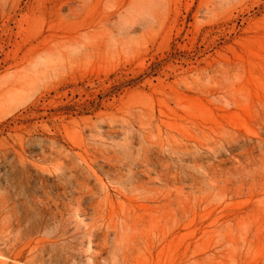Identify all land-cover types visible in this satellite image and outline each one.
<instances>
[{
	"label": "rangeland",
	"instance_id": "obj_1",
	"mask_svg": "<svg viewBox=\"0 0 264 264\" xmlns=\"http://www.w3.org/2000/svg\"><path fill=\"white\" fill-rule=\"evenodd\" d=\"M0 264H264V0H0Z\"/></svg>",
	"mask_w": 264,
	"mask_h": 264
},
{
	"label": "bare ground",
	"instance_id": "obj_2",
	"mask_svg": "<svg viewBox=\"0 0 264 264\" xmlns=\"http://www.w3.org/2000/svg\"><path fill=\"white\" fill-rule=\"evenodd\" d=\"M246 149H244V150H246ZM247 155H249V153ZM235 169L237 171H246L248 168H247V164H244V162H239V165L235 166Z\"/></svg>",
	"mask_w": 264,
	"mask_h": 264
},
{
	"label": "trees",
	"instance_id": "obj_3",
	"mask_svg": "<svg viewBox=\"0 0 264 264\" xmlns=\"http://www.w3.org/2000/svg\"><path fill=\"white\" fill-rule=\"evenodd\" d=\"M142 78V75L140 77H138L137 79H141ZM137 79H134V80H130L131 82L130 83H135L137 82Z\"/></svg>",
	"mask_w": 264,
	"mask_h": 264
}]
</instances>
